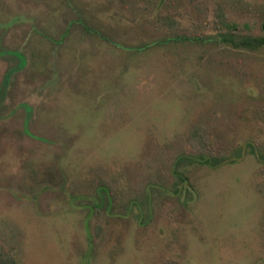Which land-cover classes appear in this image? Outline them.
<instances>
[{
  "label": "rangeland",
  "instance_id": "1",
  "mask_svg": "<svg viewBox=\"0 0 264 264\" xmlns=\"http://www.w3.org/2000/svg\"><path fill=\"white\" fill-rule=\"evenodd\" d=\"M263 17L0 0V264H264Z\"/></svg>",
  "mask_w": 264,
  "mask_h": 264
},
{
  "label": "trees",
  "instance_id": "2",
  "mask_svg": "<svg viewBox=\"0 0 264 264\" xmlns=\"http://www.w3.org/2000/svg\"><path fill=\"white\" fill-rule=\"evenodd\" d=\"M231 30L221 33L220 34V39L224 42L231 43L233 46H242L248 49H256L264 45V17L261 21V31L262 34L260 35H246V34H236L234 30H236V27L234 25H227ZM237 36V37H235ZM177 39H182V40H188L187 36H181L180 38L176 37ZM240 153V152H238ZM194 162L207 165L209 167H215L216 165L227 161L229 158H218L216 156H212L211 154H204L199 153L197 155H191L190 157H186ZM179 180L183 181L186 180V177H181L180 174H178Z\"/></svg>",
  "mask_w": 264,
  "mask_h": 264
}]
</instances>
